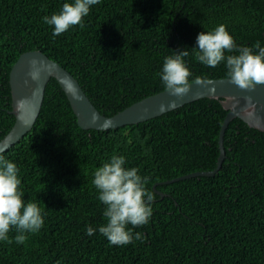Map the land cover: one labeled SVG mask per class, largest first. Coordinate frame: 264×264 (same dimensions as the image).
<instances>
[{
	"label": "trees",
	"instance_id": "trees-1",
	"mask_svg": "<svg viewBox=\"0 0 264 264\" xmlns=\"http://www.w3.org/2000/svg\"><path fill=\"white\" fill-rule=\"evenodd\" d=\"M74 0H0V140L14 123L9 71L20 54L39 50L78 81L94 107L111 117L164 91L165 57L188 50L192 73L227 78L196 60L197 35L225 25L238 46H264V0H101L53 36L43 17ZM236 53H225V55ZM226 110L203 98L147 121L84 130L51 78L32 129L0 153L19 168L25 203L40 207L44 224L17 244L0 241V264H264V132L233 119L223 136L225 158L213 176ZM113 155L148 177L153 215L131 229L142 239L114 246L99 232L104 205L92 180ZM96 229L86 235V227Z\"/></svg>",
	"mask_w": 264,
	"mask_h": 264
},
{
	"label": "clouds",
	"instance_id": "clouds-1",
	"mask_svg": "<svg viewBox=\"0 0 264 264\" xmlns=\"http://www.w3.org/2000/svg\"><path fill=\"white\" fill-rule=\"evenodd\" d=\"M101 0H74L64 3L58 14L43 17V22L54 26L53 36H60L71 27H83V18L88 16L90 8ZM195 58L201 64L216 68L221 63L227 69L229 81L240 90L254 91L264 87V46L259 41L252 46H238L234 38L219 25L209 32H200L196 46L191 48ZM173 56L164 58L162 71L159 73L164 90L172 97L182 98L188 95L191 85L202 84L203 77H196L190 82L191 71L186 65L188 50L174 51ZM236 53L225 55V53ZM42 68L35 61L31 64L28 75L32 80H39ZM210 83V81H209ZM124 156L113 155L94 172L92 183L98 191V200L104 205L106 224L99 227V232L114 246H125L133 240L142 239L141 233L133 235L131 229L147 225L153 215V193L145 186L148 177L139 175V169L125 167ZM17 165L0 154V241L11 244L8 233L15 229V242L24 244L28 239L25 233L38 232L44 217L37 203L27 202L20 190ZM96 229L86 227V235L92 236Z\"/></svg>",
	"mask_w": 264,
	"mask_h": 264
},
{
	"label": "water",
	"instance_id": "water-1",
	"mask_svg": "<svg viewBox=\"0 0 264 264\" xmlns=\"http://www.w3.org/2000/svg\"><path fill=\"white\" fill-rule=\"evenodd\" d=\"M33 61L42 68L40 79L35 81L28 75ZM8 78L10 113L14 116V123L0 140V153L12 147L32 129L41 110L46 85L51 78L56 80L65 93L78 126L84 130L117 129L158 117L198 99L219 100L226 115L219 130V154L215 168L183 175L175 181L195 176L209 177L219 171L225 158L224 132L233 119L239 118L250 128L264 132V87L258 86L250 92L244 91L232 84L228 78L205 79L199 85L193 83L188 95L182 98L172 97L164 90L131 104L111 117L102 115L94 107L73 75L39 50L20 54L12 65Z\"/></svg>",
	"mask_w": 264,
	"mask_h": 264
}]
</instances>
